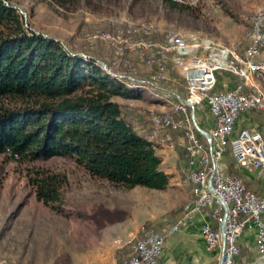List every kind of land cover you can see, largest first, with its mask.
<instances>
[{
	"label": "rangeland",
	"instance_id": "1",
	"mask_svg": "<svg viewBox=\"0 0 264 264\" xmlns=\"http://www.w3.org/2000/svg\"><path fill=\"white\" fill-rule=\"evenodd\" d=\"M5 1L15 5L26 28L48 35L69 51L93 56L96 63L111 72V76L127 87L136 88L139 92L137 96L112 95V99L118 102L131 125L152 140L164 138L158 132L153 136L147 128L136 126L145 127L151 111H164L170 106L164 101L166 92H160L159 86L153 88L149 80L153 81L152 76L159 69L142 65L134 52L115 57L105 42L94 37L95 31L112 30L125 20H131L152 24L159 38L169 32H182L234 46L239 52L238 45L247 41L250 18L264 7V0H173L172 3L167 0H95L93 8L80 3L75 8L65 9L50 5L46 0ZM169 77L172 80L153 82L182 95L183 82ZM171 98L174 99L173 96ZM195 115L197 124L202 125L201 117L209 114L202 105H196ZM182 116L185 117V114ZM159 131H166V127L160 126ZM225 140L221 142L225 143ZM227 143L225 146L228 149ZM33 163L63 174L58 202L60 210L38 200L26 182L24 165L0 153V264H77V252L95 242L106 224L120 221H106L97 227L92 219L84 215L97 205L108 209L120 208L126 213L123 219L141 222L137 233L130 238L133 239L149 229L166 233L171 225H178L181 220L180 216L169 221L175 213L170 215L168 212L180 208L179 211L184 214L187 204L193 199L192 186L187 178L191 194L181 205L173 206L176 198L172 199V195L161 188L138 184L125 187L112 183L90 174L74 158L66 155L54 154ZM184 171L187 173L186 168ZM145 222L148 224L144 225ZM115 243H119L118 238H115ZM220 257L219 250L216 264Z\"/></svg>",
	"mask_w": 264,
	"mask_h": 264
},
{
	"label": "trees",
	"instance_id": "2",
	"mask_svg": "<svg viewBox=\"0 0 264 264\" xmlns=\"http://www.w3.org/2000/svg\"><path fill=\"white\" fill-rule=\"evenodd\" d=\"M46 2L64 9L80 3L93 8L96 3ZM138 94L94 60L26 28L20 13L0 0V153L24 165L26 182L38 200L60 210L63 174L33 163L54 154L72 157L90 174L125 187H165L167 174L159 167L153 143L112 99ZM84 215L100 227L126 213L97 205Z\"/></svg>",
	"mask_w": 264,
	"mask_h": 264
},
{
	"label": "built area",
	"instance_id": "3",
	"mask_svg": "<svg viewBox=\"0 0 264 264\" xmlns=\"http://www.w3.org/2000/svg\"><path fill=\"white\" fill-rule=\"evenodd\" d=\"M250 19L252 22H257V30H252L251 40L239 51L244 53L242 64H246L247 70L256 64H264V58H255L259 51L264 49V17ZM142 42L149 41L143 39ZM130 46L137 48V45ZM193 59H200V67H193ZM210 59L215 58L207 53L196 54V49L194 53L184 52L183 60H175V54H167V50L164 57L156 58L161 65H165V73L171 74L174 80L179 78L184 88L183 94L179 95L176 90H168L158 84L160 91L179 97V106H168L164 111H151L147 117V132H158L167 144H169V135H176L177 144L181 147L183 136L191 137L190 148L182 147V149L188 164L193 159H196L198 163L195 168L185 164L193 192L196 193V200L188 206L184 214L192 210L208 208L209 215L214 219L215 224L203 222L200 227L205 247L222 249L221 264H235L233 257L239 251L236 239L246 220L255 225L257 250L260 254L264 253V218L262 217L264 192L255 193L245 187L240 177L223 174L220 171L219 158L227 147H220L219 135L228 137V149L237 164L264 170V141L259 131L246 127H241L235 132L232 130L234 118L239 112L250 107L264 111V107L254 105V102L250 101V94L254 90L250 86H244L238 77L230 87L217 89L216 71L230 73L231 66H210ZM180 65H187V72H180ZM149 80L154 83L151 79ZM190 80H199V87H190ZM186 91H193V98H186ZM200 103L205 104L208 113L212 116V122L207 129L210 140H206L195 127V122L198 123L195 107ZM178 108H185V117H177ZM158 121H166V131L157 129ZM200 135L204 137V140H201L203 138ZM209 180L215 194L209 188ZM224 206L226 213L223 242H216V234H221L219 221ZM239 215L243 218H239ZM176 228L177 224H173L166 233L152 229L146 235L131 239L127 255L115 261L114 264H157L165 234Z\"/></svg>",
	"mask_w": 264,
	"mask_h": 264
},
{
	"label": "crops",
	"instance_id": "4",
	"mask_svg": "<svg viewBox=\"0 0 264 264\" xmlns=\"http://www.w3.org/2000/svg\"><path fill=\"white\" fill-rule=\"evenodd\" d=\"M247 42L248 40H245L244 43L238 45L237 49L241 50ZM226 47L232 50L236 59H243L244 53L237 52L234 46ZM255 58H264V49H261ZM216 76L217 89L228 88L237 79L236 75L222 70L216 71ZM244 85L250 86L264 96V75L259 76L254 73H249V78ZM172 102L173 99L166 101L170 106ZM199 105H202L205 112L208 113L204 103ZM201 122L202 125L200 126L207 128L212 122V116L210 114L204 117L202 116ZM136 127L147 128V125L143 127L138 124ZM241 127L259 131L264 141V111L250 107L239 112L234 118L232 130L235 132ZM148 140L151 141L152 139L148 138ZM152 141H155L152 142L153 145H158L154 146V151L160 159L159 167L167 174V184L161 189L165 193L172 195L170 196L171 198L173 197L172 199L176 198L173 206L177 204L181 205L183 200L191 194L190 183L187 181V174L184 171L186 168L185 164H188V161L182 149V147L185 148L187 140L183 138L182 147L177 144L176 135H172L169 138V144H162V142L167 143L164 139H153ZM225 141V143L220 141L221 147H226L225 144L228 142V138ZM173 145H175L174 148ZM188 165L191 168H195L198 166V163L196 159H193ZM219 167L223 174L233 173L239 176L246 188L255 193L264 192V170L237 164L229 149H226L221 154ZM181 214V211H179V213L169 218V221H174L181 216L177 228L164 237L160 254L157 257V264H216L220 249L218 250L216 247L211 249L206 248L200 233V227L203 222L215 224L214 219L209 215L208 208L192 210L187 214ZM262 217L264 218V214ZM239 218H243V216L239 215ZM140 223L125 218L106 224L100 230L99 238L95 242H92L83 251L77 252V264H114L115 261L122 259L128 253L125 244L127 241L130 242V238L137 233ZM255 234V225L247 220L244 221L240 234L236 239L239 251L233 257L235 264H264V253L260 254L257 250ZM115 238L119 239L118 244L115 243Z\"/></svg>",
	"mask_w": 264,
	"mask_h": 264
},
{
	"label": "bare ground",
	"instance_id": "5",
	"mask_svg": "<svg viewBox=\"0 0 264 264\" xmlns=\"http://www.w3.org/2000/svg\"><path fill=\"white\" fill-rule=\"evenodd\" d=\"M264 17V7L263 9L257 11L251 18ZM252 30H257V22H252L250 19V27L247 33V40H251L252 38ZM157 30L155 26L152 24L145 23H136L131 20H125L122 24L117 25L112 30L108 29H99L94 33V37L102 40L106 43V45L113 50L115 57H121L127 54L128 52H134L135 58L144 66L150 68L155 67L159 69V71L155 72L152 76L153 81L162 79L170 80L169 76L171 74L165 73L163 68L165 65H161L156 58H162L165 56V51L167 50V54H175V60H183L184 52L185 53H194L196 49V54H205L209 55L212 58L210 59V66H218V65H226L230 67V73L236 75L242 80L244 83L249 78V73H254L256 75L262 76L264 75V64H256L250 70L246 69V64H242L243 59L238 60L234 56L232 50L229 47L219 45L215 42H212L210 39L205 37H199L193 34H185L182 32H169L164 37L159 38L157 36ZM126 32V33H123ZM147 40L149 42H142ZM130 45H137V48H132ZM120 48V52H119ZM142 51V52H139ZM152 51V52H151ZM184 51V52H179ZM243 53V52H239ZM132 67V66H129ZM193 67H200V59H193ZM108 73H111L109 70ZM180 72H187V65H180ZM133 80H142L137 78H130ZM172 80V79H171ZM153 88H157V83H151ZM245 86V85H244ZM190 87H199V80H190ZM168 89V88H167ZM254 90V89H253ZM166 92V91H160ZM170 94V95H169ZM171 96L174 97L173 102L170 107L179 106V98L174 96L172 93L166 92L164 95V100H172ZM186 98H193V91H186ZM250 101L254 102V105L264 107V96L257 90H254L250 94ZM185 113V108L177 109V117L182 116ZM183 117V116H182ZM160 126L166 127V121H158L157 129L159 130ZM151 133V132H148ZM155 136L156 132L151 133ZM162 136V135H159ZM172 136V135H169ZM184 139L187 140L185 144V148H190L191 146V137L183 136ZM226 135H219V145L220 141L227 139ZM183 141V139H182ZM221 147V145H220ZM187 171V170H186ZM187 174V179L190 182V176ZM196 193H194L193 199L187 204L191 206L195 203ZM149 229L145 231L141 236L146 235L150 232ZM216 242H223L221 234H216ZM222 256V249H220ZM221 258V257H220Z\"/></svg>",
	"mask_w": 264,
	"mask_h": 264
},
{
	"label": "water",
	"instance_id": "6",
	"mask_svg": "<svg viewBox=\"0 0 264 264\" xmlns=\"http://www.w3.org/2000/svg\"><path fill=\"white\" fill-rule=\"evenodd\" d=\"M10 6H12V7H15V5H13V4H9ZM42 35H44V36H48V35H45V34H43V33H41ZM70 52H72V51H70ZM75 53H77L78 55H81L82 57H85V58H89V59H91V60H94L95 62H97V60H96V58H94L93 56H91V55H88V54H84L83 52H80V51H78V52H75ZM193 114V113H192ZM195 127H196V129L205 137V139L206 140H210V134H209V132L206 130V129H204V128H202V127H200L196 122H195ZM209 188H210V190L213 192V189H212V186H211V183H210V180H209ZM214 193V192H213ZM215 194V193H214ZM225 213H226V208H225V206L223 207V213H222V217H221V219H220V221H219V231H220V233H221V237H222V239H223V234H224V219H225ZM218 264H221V262H220V258H219V260H218Z\"/></svg>",
	"mask_w": 264,
	"mask_h": 264
}]
</instances>
